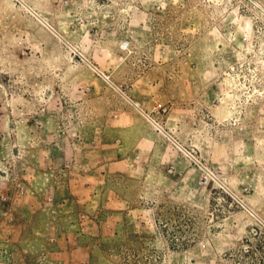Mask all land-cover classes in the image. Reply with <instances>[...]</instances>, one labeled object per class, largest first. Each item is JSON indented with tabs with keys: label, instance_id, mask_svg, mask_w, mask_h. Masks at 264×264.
Masks as SVG:
<instances>
[{
	"label": "rangeland",
	"instance_id": "rangeland-1",
	"mask_svg": "<svg viewBox=\"0 0 264 264\" xmlns=\"http://www.w3.org/2000/svg\"><path fill=\"white\" fill-rule=\"evenodd\" d=\"M0 264H264V0H0Z\"/></svg>",
	"mask_w": 264,
	"mask_h": 264
}]
</instances>
